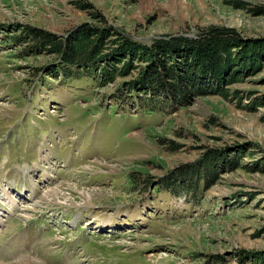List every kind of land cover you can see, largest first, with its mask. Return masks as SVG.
<instances>
[{
    "label": "rangeland",
    "instance_id": "rangeland-1",
    "mask_svg": "<svg viewBox=\"0 0 264 264\" xmlns=\"http://www.w3.org/2000/svg\"><path fill=\"white\" fill-rule=\"evenodd\" d=\"M94 11L143 43L211 25L264 41V0H0V262L264 264V50L228 98L146 112L123 86L135 72L62 81L54 56L22 53L25 26L63 35ZM240 151L209 188H168L179 166Z\"/></svg>",
    "mask_w": 264,
    "mask_h": 264
},
{
    "label": "trees",
    "instance_id": "trees-1",
    "mask_svg": "<svg viewBox=\"0 0 264 264\" xmlns=\"http://www.w3.org/2000/svg\"><path fill=\"white\" fill-rule=\"evenodd\" d=\"M75 4L82 10L89 7L86 2ZM90 16L98 24L83 22L63 35L25 26L17 36L27 43L22 53L54 56L60 75L55 79L62 81L91 76L97 84H105L135 72L123 86L141 94L146 112L186 106L209 90L228 98V86L240 82L243 70L258 65L256 51L264 50V41L245 39L232 28L215 25L198 29L195 36L167 35L143 43L101 24L100 13ZM241 156L245 155L228 158L211 153L170 171L165 181L171 191L184 186L187 193L196 192L202 184L209 188L219 178V163L229 161L235 169ZM258 259L264 261V253Z\"/></svg>",
    "mask_w": 264,
    "mask_h": 264
},
{
    "label": "bare ground",
    "instance_id": "bare-ground-1",
    "mask_svg": "<svg viewBox=\"0 0 264 264\" xmlns=\"http://www.w3.org/2000/svg\"><path fill=\"white\" fill-rule=\"evenodd\" d=\"M54 193H56V192L54 191ZM8 196L11 197L10 194ZM23 197H24V195H23ZM19 262L21 264H44L43 262H41L37 259H31L29 256L22 257V259H20ZM0 264H3V263L0 262Z\"/></svg>",
    "mask_w": 264,
    "mask_h": 264
}]
</instances>
